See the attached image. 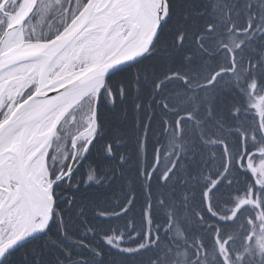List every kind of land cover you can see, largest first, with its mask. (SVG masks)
Listing matches in <instances>:
<instances>
[{
  "label": "trees",
  "instance_id": "16d2710c",
  "mask_svg": "<svg viewBox=\"0 0 264 264\" xmlns=\"http://www.w3.org/2000/svg\"><path fill=\"white\" fill-rule=\"evenodd\" d=\"M167 2L150 53L108 77L50 227L0 264H264V0Z\"/></svg>",
  "mask_w": 264,
  "mask_h": 264
},
{
  "label": "bare ground",
  "instance_id": "6f19581e",
  "mask_svg": "<svg viewBox=\"0 0 264 264\" xmlns=\"http://www.w3.org/2000/svg\"><path fill=\"white\" fill-rule=\"evenodd\" d=\"M32 2L33 0H24L21 9L12 18L11 30L3 42L5 52L17 53L43 48L44 44L26 43L21 29L17 28L18 22ZM147 24V0H120L117 4L109 6V9L89 24L80 39L81 46L74 49L78 52L81 49H87L88 54L93 57V62L100 57L103 49H106L108 54L130 50L142 38ZM128 29H130L129 39L125 36ZM67 51L55 59L43 56L16 63L12 62L13 59L7 58L3 62L5 68L1 71L3 74L1 77L24 72V78L17 81L18 87L23 85L30 76H39L46 81L55 66L67 58ZM65 71L66 67L63 72ZM74 104L75 101H68L59 105L42 119L23 140L24 162L28 168L29 187L32 193L29 201L30 213L20 187L14 189L11 186V181H19L13 155L15 135L0 145V181L5 186L3 189L6 192L5 200L0 205V247L18 238L29 236L35 229L44 227L48 222L52 205L51 183L48 180L47 168V154L51 146L50 130L54 122L69 112ZM96 124L97 121L93 119L90 126L75 138L76 145L81 140L92 138ZM7 225L9 230L4 232L3 227Z\"/></svg>",
  "mask_w": 264,
  "mask_h": 264
},
{
  "label": "water",
  "instance_id": "95a60500",
  "mask_svg": "<svg viewBox=\"0 0 264 264\" xmlns=\"http://www.w3.org/2000/svg\"><path fill=\"white\" fill-rule=\"evenodd\" d=\"M6 1L7 0H4L3 4L0 6V11L3 10ZM119 1L120 0H88L80 12L58 35L46 41L24 40L28 44H44L43 48L37 50H24L17 53L5 52L3 50V42L6 35L11 30V26H8L0 38V73L5 68L3 62L7 58L13 59L12 62L19 63L43 56L52 57L54 59L61 56L67 50L75 47L94 19H97L99 15L109 9V6L117 4ZM39 2L40 0H33L30 8L18 22V29H21V31L23 30L26 22L37 9ZM147 3V28L140 41L134 47L124 52L115 51L110 54L107 53L106 49H103L100 57L83 70L75 73H66L62 71L60 76H55L46 81L40 78L35 90L24 100L20 101L0 122V145L15 135L13 155L19 174V187L28 208L32 193L29 187L28 168L24 162L25 152L22 148L24 138L42 119L49 115L59 105L68 101H75V104L69 112L60 116L54 122L50 130L52 144L63 119L79 103L93 93H96V104L93 115L96 120L98 97L108 77L115 72L136 64L146 57L155 46L161 29L168 19L169 5L167 0H147ZM57 181L58 180H55L51 184V190ZM53 210L54 198L52 196V205L46 225L40 229H35L29 236L18 238L0 247V263L16 248L44 234L52 223ZM31 220L33 219L31 218Z\"/></svg>",
  "mask_w": 264,
  "mask_h": 264
},
{
  "label": "rangeland",
  "instance_id": "374dc122",
  "mask_svg": "<svg viewBox=\"0 0 264 264\" xmlns=\"http://www.w3.org/2000/svg\"><path fill=\"white\" fill-rule=\"evenodd\" d=\"M11 1L12 0H7L3 10L0 11L2 14L0 24L3 23L6 26H11L12 18L19 12L24 2V0H19V2L14 0L15 4L18 3L11 10H8L7 6H9ZM64 1L65 0H42L38 10H35L36 12L33 13V17L26 22L22 30L24 40L46 41L53 38L52 36L50 37V35L53 32L56 33L59 31L62 26V21L70 19L71 16L84 5L81 0H71L73 4L71 3L70 5L72 6L65 9V13H62L63 9L66 7L65 4H63ZM3 2L4 0H2L1 5ZM58 12L60 13L58 19L55 22H50V17ZM129 35L130 29L125 32L126 38ZM81 44L82 42L79 41L74 48L81 46ZM74 48L67 51L68 55L65 60H59L60 62L50 72L49 79L60 76L65 67L66 73H75L89 67L93 63V57L91 54H88L87 49H81L78 52ZM2 75L3 74L0 73V122L16 104L35 90L40 80L39 76H30L23 85L18 87L17 81L24 78V72H16L8 77H1ZM92 102L96 104V93L90 95L89 102H84L83 104L79 103L61 122L47 154L49 183L52 184L55 180L68 176L77 163H79L80 159L85 155L92 142L97 127H95L96 130L92 138L81 140L77 145L75 142V138L93 122L94 108L93 110L91 108ZM256 106L259 110L263 111L264 98L259 99L256 102ZM249 166L257 175L258 180L264 182V161L258 159V161L249 162ZM11 186L14 189L19 187V181H11ZM4 187L5 186L0 181V205L5 200L6 192L5 189H3ZM259 222V230H261L262 233L258 236L259 238H256V242L259 248H261V252L264 253V215L259 217ZM7 230H9L8 225L3 227L4 232H7Z\"/></svg>",
  "mask_w": 264,
  "mask_h": 264
}]
</instances>
